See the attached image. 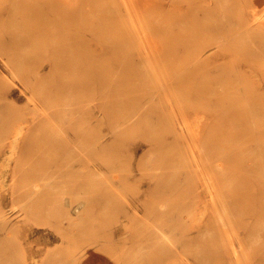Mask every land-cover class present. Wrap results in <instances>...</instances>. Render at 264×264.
I'll list each match as a JSON object with an SVG mask.
<instances>
[{"label":"rangeland","instance_id":"1","mask_svg":"<svg viewBox=\"0 0 264 264\" xmlns=\"http://www.w3.org/2000/svg\"><path fill=\"white\" fill-rule=\"evenodd\" d=\"M25 1L51 0H0V103L20 106L25 114L17 123L33 130L21 137L22 148L11 158V170L3 174L0 169L7 181L6 197L0 190V246L9 249L0 264H264V89L242 94L244 109L237 111L206 106L202 100L213 99L215 88L207 73V55L217 49H207L210 0H52L68 13L49 12L46 19H61L70 30L62 34L57 24L34 37L41 23L31 21L35 14L20 5ZM75 34L91 54L102 57L101 71L98 64L77 58L62 62L69 49L55 55V48ZM126 50L131 58L124 55ZM181 54H201L198 62L204 66L206 87L200 73L177 86L176 77L184 71L176 64ZM21 59L30 60V65H20ZM225 60L228 75L235 76L238 57L227 53ZM114 64L127 67L126 75L122 69L112 73ZM39 67L49 76L39 77ZM246 69L242 64L241 70ZM100 80L105 83L101 89ZM112 80L127 86L123 90L128 94L117 92V86L113 92L108 83ZM140 96L147 99L135 111L129 106L102 108L107 100ZM140 111L150 114L153 125L145 119L130 123L131 115ZM163 119L173 120L179 134L165 135L159 129L169 142L159 148L153 129ZM99 140L114 144L115 153L108 151L112 148L95 153ZM30 169L55 172L37 182L43 191L60 195L53 205L73 200L77 209H96L101 237L92 238L86 228L72 255L55 251L48 262L42 261L44 252L29 255L27 246L35 233V238L48 237L46 232L55 237L52 242L46 239L51 250L59 243V224L34 217L28 199L12 206L13 183L27 181L16 194L36 192L37 171L29 174ZM96 197L102 203H96ZM155 209L157 219L148 213ZM178 222L187 230L173 229ZM156 225L164 228L162 241L169 249L165 255L160 242L155 251L136 240L132 246L121 240L123 234L139 236L140 230L150 234ZM188 237L194 244L185 247ZM87 252L99 258L83 263ZM59 258L67 262H56Z\"/></svg>","mask_w":264,"mask_h":264},{"label":"bare ground","instance_id":"2","mask_svg":"<svg viewBox=\"0 0 264 264\" xmlns=\"http://www.w3.org/2000/svg\"><path fill=\"white\" fill-rule=\"evenodd\" d=\"M210 10L207 11V49L209 47H217L215 51H213L211 54L207 55V73L211 75L208 79L209 83H213L212 85H215L214 90L211 91L212 94H214L213 99H207V97L202 98L208 104H217L222 109L224 107H228L229 110L237 111L240 109H244L241 106L242 98L240 97L242 94L248 93V92H255V91H261L264 89V0H210ZM22 8L29 9L30 14H35L33 18H31V21H38L41 23V27L39 28L38 32H36L34 36H41L47 33L46 31H49L51 29V26L59 24V26H56V28L60 31H62L64 34L65 32H68L70 28H68L64 23H62V20L59 19L58 21L50 19L47 20L46 17L49 12H55L59 10V14L65 16L68 12L67 10L62 7L59 4H56L54 1H47L46 3H40V2H22L20 4ZM74 15H76V12H72ZM72 14V15H73ZM114 17V16H113ZM116 20V18H113ZM114 30H116V24H114ZM112 30V31H114ZM62 36V35H61ZM30 36H26L25 38H29ZM87 43L79 39V36L75 34L70 38V41L63 44L62 46H57L55 48V55L59 53L60 50H66L69 49L68 52L64 54V57L61 59L62 62H68L72 61L75 58H77L79 61L86 62V63H92V64H98L97 68L100 71L103 69V67L99 64V61H103L101 56L97 54H91L89 50L86 48ZM187 49V44H186ZM191 50V47H188V52ZM120 51L119 48H114L113 52ZM208 51V50H207ZM112 52V51H111ZM121 52V51H120ZM187 52V54H188ZM131 51L126 50L124 55L130 57ZM227 53L230 54L231 58L238 57L237 63H238V71H236V75L232 77V74H229L230 77L228 79V72H231L229 70V63L225 60L227 57ZM186 55H179L178 59L176 60V64H182L184 71L179 73V75L176 77L175 83L177 86H182V80L189 78L194 73H200L201 79L200 83L203 82V87L207 86V78L204 80V74L201 73L203 70V65L199 64V58L201 57V54H192L190 58ZM220 55V58H217ZM184 56V57H183ZM131 58V57H130ZM212 59H215L214 61H211ZM222 60L221 62H218V60ZM130 60V59H129ZM30 60L27 59H21L19 60V64L22 66H28L30 65ZM134 61H131V64H133ZM130 64L129 68L132 67ZM246 66V70H241V65ZM203 66V67H202ZM45 68V67H44ZM43 67H39V70L36 71V74L39 77H47L49 74L47 73L46 69ZM133 68V67H132ZM123 70V76L126 75V72H128V68H122ZM121 69L118 67V65H113L111 68V72H116L115 70H119L121 72ZM241 70V71H240ZM262 70V75H259L258 71ZM10 73L13 72V68L10 67ZM49 71V70H48ZM242 72V73H238ZM242 74L245 75V79H243ZM206 77V76H205ZM91 79L94 78V76H90ZM99 85V89L102 88L105 83H102L101 80L97 81ZM110 84V87H112L116 92V86L117 92L120 94H128L126 89L127 86H121L114 80L108 82ZM75 84H72L74 87ZM217 85V86H216ZM2 84L0 86V90H2ZM199 86L197 89L201 90ZM122 89V90H120ZM212 89V86H211ZM264 92V90H263ZM196 94V93H195ZM194 94V96H195ZM207 94V90L205 92ZM207 96V95H205ZM244 96V95H243ZM4 96L0 97V100H2ZM245 98V97H244ZM147 97H122L120 99H115L113 101L107 100L104 102L103 109H111V110H122L125 108V106H129L130 109L135 111L137 109V106L140 105L144 100H146ZM148 102V101H146ZM236 106H231V104H235ZM238 104V105H237ZM21 107L15 104H9V103H0V169L2 170L3 174H5L6 171L11 170L12 164H11V158L21 150V137L25 135H30L32 133V129L30 128V125H20L18 124V120L22 116H24V112L21 111ZM7 111H10V113H7ZM14 113V114H13ZM145 112L140 113H133L131 115V124L137 123L142 120H147V125H150L152 121L151 118H149L150 114H143ZM13 114V115H11ZM152 115V114H151ZM148 117V118H146ZM194 117V116H193ZM203 117V116H202ZM195 119V117H194ZM199 122V121H198ZM179 123V122H178ZM180 126L181 123H179ZM178 124V125H179ZM153 125V122H152ZM177 125L173 120L165 121L162 120V123L158 124V127L156 126V129H153V132H155V146L162 148L169 144L167 142L166 136L165 139H162L161 133H159V129L165 130V135L168 132L174 134L176 137L177 133L176 127ZM192 126V125H191ZM196 128V127H195ZM180 130L182 133L184 130L182 127H180ZM152 130L150 131V138H152L154 135ZM198 134V132H197ZM158 136V137H156ZM160 137V138H159ZM108 138V137H107ZM113 145V146H112ZM94 148L95 153L100 151H106L107 149H110V153L114 152V144H107L103 143L99 140L98 144L96 143ZM101 149V150H100ZM138 150V149H137ZM9 151V153H8ZM93 151V152H94ZM9 154V155H8ZM6 157H5V156ZM14 169L16 166L13 167ZM0 170V171H1ZM33 171H28L29 174H35L37 175L35 179V189L36 192L32 193H20L18 192L16 194V191H19L21 189V186H26L27 181H22V183L19 185L16 183H13L11 186V203L14 207L16 205V202L21 203L28 199V206L30 208L33 206L34 211H32V215L34 217L38 218L39 220H42L43 222H47L49 224H59L57 226L58 228V234L62 239L63 245L66 250V254H71L73 251L79 250V246L82 243V238H79L81 233L84 235V232L87 231L89 234H92V238L101 237L100 231L102 230L101 223L98 222L97 217V210L92 209L91 211H87L88 209L81 207L75 208L74 201L71 200L70 202H66V206L63 205H53L52 203L58 202L60 195H53V192L51 190H42L40 186L38 185V181L41 179H46V176H53L55 172H43L40 173L39 170L30 169ZM0 176V190H1V196H5L4 190L7 191V181L5 180V175ZM28 174V175H29ZM1 175V173H0ZM45 176V177H44ZM82 187H85L82 185ZM48 191L49 193H47ZM66 195V192L64 193ZM64 196V195H63ZM6 197V196H5ZM98 197V196H97ZM96 197L95 202L100 204L102 203V199H98ZM111 198V195H108V199ZM66 198L63 197V200ZM86 199V198H85ZM82 198V201L85 200ZM126 200V199H125ZM104 202V200H103ZM156 209L148 211L149 214H151L152 217L157 219L158 216H156ZM159 213V211H157ZM88 220L85 221L84 217H87ZM201 215V214H200ZM203 216V213H202ZM36 221V222H39ZM69 220V221H67ZM159 221V220H158ZM85 223V225H84ZM84 225V226H83ZM167 229H169L168 226L165 225ZM182 227V228H181ZM173 229H184L187 230L186 227L182 226L180 222L178 224H175L172 226ZM164 230L163 226H160L157 228V225L155 229L151 231L150 234H143L144 230L142 231L139 236H136L134 233L133 235L124 236L121 235V240L126 243L131 242L132 245H136V241H138L139 244H146L150 245L151 249L157 250L158 243H161L160 252L161 255H165L169 251L168 248H165L162 241V236L160 230ZM13 230V229H12ZM98 230V231H97ZM94 231L95 232L94 234ZM86 233V232H85ZM118 234V233H117ZM188 237L186 239L187 243H184L185 247L186 245H189L190 242L194 244V240L191 241ZM106 241V239H105ZM81 242V243H79ZM106 243V242H105ZM109 243V242H108ZM137 243V244H138ZM159 243V244H160ZM1 245V244H0ZM8 247H2L0 246V261L2 259V255L9 249ZM128 246L126 247V249ZM68 251V252H67ZM159 251V250H158ZM58 252V251H57ZM56 252L53 254L55 255ZM59 253V252H58ZM50 256L48 255V259L50 260ZM59 256V254L57 255ZM84 260V258L82 259ZM116 260V258H114ZM121 260V259H120ZM58 261H63L62 258H59ZM63 262H67L63 261ZM62 262V263H63ZM88 262L87 258L83 261V263Z\"/></svg>","mask_w":264,"mask_h":264},{"label":"crops","instance_id":"3","mask_svg":"<svg viewBox=\"0 0 264 264\" xmlns=\"http://www.w3.org/2000/svg\"><path fill=\"white\" fill-rule=\"evenodd\" d=\"M66 201V200H65ZM70 202V201H69ZM68 203V202H67ZM66 203V204H67ZM66 204H62L61 206L63 207V205H65L66 206ZM38 232V231H37ZM55 232V231H54ZM35 235H36V233L33 235V237H31L32 239H33V244L31 245V243H29L28 244V249H27V251H28V254L29 255H32V254H34V255H38V254H42L43 252V254H44V256H43V260L42 261H46V262H48V255H50V254H52V253H54L55 251H58V252H62L63 254H66L65 252H66V250H65V247H64V245H63V242H62V239H61V237L59 236V234L57 233V237L59 238V243H58V245H56V247L54 248V249H52L51 250V248H47V245H46V239H50V241L52 240V238H55V237H51L50 236V234H49V232H46L45 233V235H48V237L47 236H45V237H41V235H39V236H37L36 238H35ZM55 235H56V232H55ZM43 240V241H42ZM47 242H49L48 240H47ZM52 242V241H51ZM89 252H90V250H89ZM89 252H87V254L89 253ZM96 253H93L92 252V257L95 255ZM99 255L97 254V255H95L94 256V258H91L90 256H89V254H88V257H87V261L89 262V261H92L93 259H95L96 257H98ZM99 258V257H98Z\"/></svg>","mask_w":264,"mask_h":264}]
</instances>
